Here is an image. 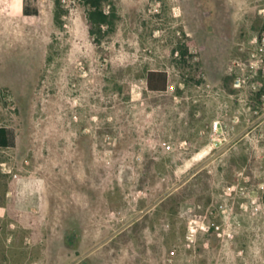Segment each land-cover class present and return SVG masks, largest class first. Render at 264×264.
Returning <instances> with one entry per match:
<instances>
[{
	"label": "rangeland",
	"instance_id": "rangeland-1",
	"mask_svg": "<svg viewBox=\"0 0 264 264\" xmlns=\"http://www.w3.org/2000/svg\"><path fill=\"white\" fill-rule=\"evenodd\" d=\"M27 2L0 52V264H264V0H114L100 46L79 0L62 27Z\"/></svg>",
	"mask_w": 264,
	"mask_h": 264
},
{
	"label": "trees",
	"instance_id": "trees-1",
	"mask_svg": "<svg viewBox=\"0 0 264 264\" xmlns=\"http://www.w3.org/2000/svg\"><path fill=\"white\" fill-rule=\"evenodd\" d=\"M75 0H53L54 23L58 27L63 26V19L69 13L68 6H72ZM87 9L88 34L95 45L100 46L102 42L114 32L118 20V12L114 0H79ZM194 41L184 31L178 38L171 50L172 59L177 66L186 67L193 60L192 47ZM146 88L150 92L163 93L168 89V73L165 70L149 69L142 76ZM200 83V81H198ZM264 92V87L260 93ZM11 144L9 133L6 127L0 126V149L8 148ZM5 188L3 193L6 194Z\"/></svg>",
	"mask_w": 264,
	"mask_h": 264
},
{
	"label": "crops",
	"instance_id": "crops-1",
	"mask_svg": "<svg viewBox=\"0 0 264 264\" xmlns=\"http://www.w3.org/2000/svg\"><path fill=\"white\" fill-rule=\"evenodd\" d=\"M29 4L27 0H0V52L4 48V42L18 39V33H10L8 11L10 9L26 10Z\"/></svg>",
	"mask_w": 264,
	"mask_h": 264
},
{
	"label": "built area",
	"instance_id": "built-area-1",
	"mask_svg": "<svg viewBox=\"0 0 264 264\" xmlns=\"http://www.w3.org/2000/svg\"><path fill=\"white\" fill-rule=\"evenodd\" d=\"M261 42H262L261 43L262 46H264V35L261 38ZM235 86L240 88L242 86V84L240 82H238ZM263 96H264V94H263ZM217 129H218V123L215 122V124H214V130H217Z\"/></svg>",
	"mask_w": 264,
	"mask_h": 264
}]
</instances>
